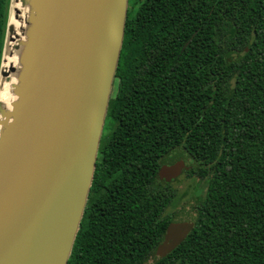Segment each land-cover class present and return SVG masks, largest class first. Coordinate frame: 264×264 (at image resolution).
Wrapping results in <instances>:
<instances>
[{
  "label": "trees",
  "instance_id": "1",
  "mask_svg": "<svg viewBox=\"0 0 264 264\" xmlns=\"http://www.w3.org/2000/svg\"><path fill=\"white\" fill-rule=\"evenodd\" d=\"M9 1L0 0V63ZM207 179L193 229L166 158ZM153 258L152 261H149ZM67 264H264V0H128L96 167Z\"/></svg>",
  "mask_w": 264,
  "mask_h": 264
},
{
  "label": "water",
  "instance_id": "2",
  "mask_svg": "<svg viewBox=\"0 0 264 264\" xmlns=\"http://www.w3.org/2000/svg\"><path fill=\"white\" fill-rule=\"evenodd\" d=\"M12 1L0 63V83L15 76L10 106L0 101V264H67L94 176L128 0ZM17 2L26 8L20 33L11 21L20 15ZM8 51L17 65L6 68ZM179 158L188 168L189 158ZM195 219L186 208L174 215L158 254L181 243Z\"/></svg>",
  "mask_w": 264,
  "mask_h": 264
},
{
  "label": "rangeland",
  "instance_id": "3",
  "mask_svg": "<svg viewBox=\"0 0 264 264\" xmlns=\"http://www.w3.org/2000/svg\"><path fill=\"white\" fill-rule=\"evenodd\" d=\"M9 3L13 5L14 1L10 0ZM169 160V159H168ZM162 179L165 183H168L169 187L174 189V197L170 205L165 209L164 214L173 213L174 215L178 214L183 209H187L191 212L192 205L198 199L199 196L204 195L207 185L206 178H200L197 174L188 176L184 169L177 175L173 177L172 180H169L165 176H162ZM162 244L159 248L155 249L154 257H159V250H162ZM153 258H150L149 261H152Z\"/></svg>",
  "mask_w": 264,
  "mask_h": 264
},
{
  "label": "bare ground",
  "instance_id": "4",
  "mask_svg": "<svg viewBox=\"0 0 264 264\" xmlns=\"http://www.w3.org/2000/svg\"><path fill=\"white\" fill-rule=\"evenodd\" d=\"M15 6H17L20 9V15L18 19H14V17H11L12 23L15 25L17 33L19 32V29L24 26V14L26 12L25 7H21L19 2L15 3ZM10 51V50H9ZM7 52L4 60V66L7 68L10 65H17V57L15 52ZM15 82V76L13 74H10L8 78H3L0 83V101L6 105L7 107L10 106V102L12 99H14V95L12 94V84Z\"/></svg>",
  "mask_w": 264,
  "mask_h": 264
},
{
  "label": "flooded vegetation",
  "instance_id": "5",
  "mask_svg": "<svg viewBox=\"0 0 264 264\" xmlns=\"http://www.w3.org/2000/svg\"><path fill=\"white\" fill-rule=\"evenodd\" d=\"M169 159V160H168ZM181 159L179 158V155H177V154H175L174 155V158L173 159H171V158H166V160L164 161V165H163V167L165 168V170L167 171L168 169H172V168H176V169H178V174L182 171V169H184L183 168V165L181 164V161H180ZM167 168V169H166ZM178 174H176V176L175 177H177V175ZM162 176H165V175H162ZM173 178H170L169 180H172ZM165 237V235L163 236V239L161 240V242L159 243V245L160 244H162L163 242H164V238Z\"/></svg>",
  "mask_w": 264,
  "mask_h": 264
}]
</instances>
